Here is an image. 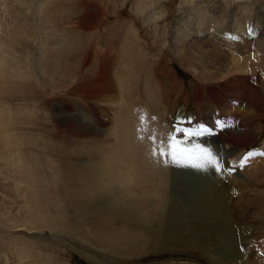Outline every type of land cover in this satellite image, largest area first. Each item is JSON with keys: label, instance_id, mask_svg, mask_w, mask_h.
<instances>
[{"label": "rangeland", "instance_id": "374dc122", "mask_svg": "<svg viewBox=\"0 0 264 264\" xmlns=\"http://www.w3.org/2000/svg\"><path fill=\"white\" fill-rule=\"evenodd\" d=\"M106 1L63 2L55 26L66 35L53 46L67 44L77 76L54 82L39 66L50 33L40 21L41 1L0 0V264H220L224 249L187 223L204 220V198L186 195L196 187L173 190L168 172L182 164L159 154L169 134L185 139L168 119L215 130L223 140L217 156L227 175L225 165L236 171L229 177L238 174L230 185L239 205L236 222L223 215V224H232L242 254L249 246L264 258V181L238 187L242 158L264 152V113L252 108L243 118L235 81L203 79L176 59L171 45L182 0H154L165 14L150 21V1L142 8L140 0H116L119 14ZM211 1L209 10L218 11L220 0ZM245 2L250 24L264 29L263 0ZM79 3L80 16L88 13L81 25ZM108 92L115 98L101 97ZM244 132L249 141L239 139ZM197 137L186 143L202 144ZM210 184L205 192L217 203L222 188ZM240 187L247 196L251 189L245 205Z\"/></svg>", "mask_w": 264, "mask_h": 264}, {"label": "bare ground", "instance_id": "6f19581e", "mask_svg": "<svg viewBox=\"0 0 264 264\" xmlns=\"http://www.w3.org/2000/svg\"><path fill=\"white\" fill-rule=\"evenodd\" d=\"M40 1L42 3L40 6V21L45 25L46 28H50V33L44 37V39H46H43V43L41 44L43 50L40 53L39 66L41 67L44 74H46L47 80L50 79L54 82L56 80H58V82H63L64 78H73L76 75L73 68H68L70 67L68 63L70 49L67 44L66 46L63 45L64 47L62 46L59 49L53 46L55 44L56 37H62L66 35V30L62 28L63 26H55L57 21H59L64 9L63 5L65 4L63 2L66 0ZM117 1L107 0L106 2H110L109 5L112 8L111 10L114 11L112 13L119 14L123 4L119 5ZM125 1L126 0H123V2ZM148 1L152 2V5L148 11H144L146 15V21L158 20L162 18L165 12L162 8L155 6L154 0H140V7L145 8V5L148 3ZM245 1L246 0H220V5L218 6L219 10L213 12L208 8L209 0H182L181 4L179 5L180 7L177 12L178 14L176 16L177 18L174 25L173 41L171 45L172 52L179 63L186 66L195 75L203 79H218V81H225L228 84H231L232 80L233 82L235 81V84H237L238 88L240 89L239 98H241L242 101H245V106L247 107L245 110L244 108H241L240 105L239 111L241 115L243 114V118L244 116L247 117L252 115V108L255 111H259V113H264V29L261 27V24L258 21H256V23L250 24L252 16L251 7L250 4L246 3ZM82 4L79 3L76 5V7L74 6L75 14L78 15L79 12L83 11L81 6ZM225 11L230 12L232 17L231 25H228L229 27L226 26ZM87 16L88 13L86 14L85 12H83L82 16H80V14L77 16L80 25L83 21L85 22ZM48 21L49 24H47ZM120 22L121 24H125L122 19H120ZM83 25L85 26L84 23ZM66 29L69 30V28ZM221 41H223L228 47H223L224 45H222L223 42L222 44L220 43ZM66 49H68L69 53L63 54V51H66ZM48 51H50V53ZM215 64L223 67L226 73H223V71L219 69L216 71V69L213 67ZM81 67H83V65ZM86 70L88 69L86 68ZM212 70H215V72ZM104 79L106 80L107 77ZM103 89L100 91V94L105 91ZM109 89L111 90V87ZM111 94L114 95V93ZM111 94L108 92L107 94H103L104 96L101 97L106 98V100L107 97L115 98V96ZM91 96H93V94ZM224 105L227 106L225 103ZM167 121L165 123L166 125L175 128L195 129L185 126L176 127L171 120L168 119ZM96 123L103 122L99 121ZM103 124L104 126L106 125L105 123ZM215 132V130H209L201 137H194H197L196 139L202 141L204 146L212 149L213 153L218 155L220 154V145L223 144L224 147V142ZM208 134H213V136H208ZM247 135H249L247 132L239 134V136H241L239 139L242 138L243 142L249 141V138L245 139V136ZM231 137L233 141L237 139L236 135L232 134ZM228 154L229 152L224 150V155L228 156ZM249 160L252 161H247L244 166L241 167V171H239V175H241L243 178H239L240 180L238 187L242 184L246 185L248 182L258 183L259 181H264L263 179H260L261 176H264V155L258 156L257 154H254L253 156L249 157ZM224 168L226 172L230 173L228 175H232V173L235 172V170H232L233 168L230 169L227 165H225ZM176 174H180V176H176ZM228 175L223 171V169L222 171L217 172L213 167L198 170L193 167L190 168L189 166L183 169L172 168L168 172L169 178L174 182L173 190L179 191L183 194L181 188L184 186L196 187L197 190L194 193H184L192 200H197L199 195L204 198V203L206 206L204 212L206 216L203 217L204 220L201 219V217H193L192 219H188L187 223H189L188 227L195 231V234H198L203 238L206 236L208 239L214 241V245L224 249L227 256H222L223 258L219 259L220 264H264V258L259 256V254L255 256L254 252L251 251V247L249 246L245 249V254H242L239 250L237 241H235L236 231L233 232L231 223L234 224L236 222L235 219L239 212V205L237 200L234 199L230 184H232L231 178L233 179L235 176L238 177V174H233L234 176L232 177H229ZM226 181H228V183ZM205 183H211L212 185H210L214 186L216 191L222 188V190H220L222 195L219 197V201H216L217 203L212 202L210 196L206 194ZM250 190V188L246 187L248 196L246 195L243 188L238 189L239 192L237 191L239 194H241L240 200L244 205L251 202V198L253 199ZM209 200L211 202H209ZM206 201L208 202L206 203ZM230 214L232 216V222L223 224L224 219L222 220L221 216L224 217L223 215ZM217 215H220V219L217 217Z\"/></svg>", "mask_w": 264, "mask_h": 264}, {"label": "snow or ice", "instance_id": "6c2138e0", "mask_svg": "<svg viewBox=\"0 0 264 264\" xmlns=\"http://www.w3.org/2000/svg\"><path fill=\"white\" fill-rule=\"evenodd\" d=\"M176 132H182L184 140L177 139L175 134H169L168 149L159 150L161 156H166L172 159L174 163L182 164L184 166H191L199 169H207L213 167L215 171H222L223 165L217 155L213 153V150L204 146L203 144H191L186 143L187 139L193 136H201L208 132V129L203 127L196 129H175ZM254 153H248L242 158L240 167H243L249 157ZM264 155V153H260ZM167 162V160L165 161ZM231 171V170H229Z\"/></svg>", "mask_w": 264, "mask_h": 264}, {"label": "crops", "instance_id": "0c3cea01", "mask_svg": "<svg viewBox=\"0 0 264 264\" xmlns=\"http://www.w3.org/2000/svg\"><path fill=\"white\" fill-rule=\"evenodd\" d=\"M179 165H181V164H179ZM186 167H189V166H184V165L180 166L181 169L186 168Z\"/></svg>", "mask_w": 264, "mask_h": 264}]
</instances>
